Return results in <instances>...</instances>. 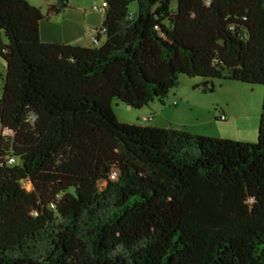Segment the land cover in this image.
<instances>
[{
    "label": "trees",
    "instance_id": "1",
    "mask_svg": "<svg viewBox=\"0 0 264 264\" xmlns=\"http://www.w3.org/2000/svg\"><path fill=\"white\" fill-rule=\"evenodd\" d=\"M103 1L85 48L0 0V264H264V0ZM181 76L262 86L257 142L115 118Z\"/></svg>",
    "mask_w": 264,
    "mask_h": 264
},
{
    "label": "rangeland",
    "instance_id": "2",
    "mask_svg": "<svg viewBox=\"0 0 264 264\" xmlns=\"http://www.w3.org/2000/svg\"><path fill=\"white\" fill-rule=\"evenodd\" d=\"M59 0H28L33 5L40 7L42 12L46 13L49 5L57 4ZM68 6L74 4L78 0H66ZM174 5V3H173ZM92 10V8H91ZM3 42L6 39L1 34ZM6 74V65L0 58V98L2 94L3 79ZM202 79L188 78L181 76L177 86L172 89L166 99H164L165 106L173 110L172 101L178 100L179 97L184 96L186 102L190 105V113L186 115L176 116L177 122L188 120H201L199 123L206 121L205 129L219 130L217 136L220 139L239 141L245 143H256L258 125L261 115L263 87L260 85H247L236 81H220L214 80L213 91L203 93L201 87ZM174 95V96H173ZM180 104V103H179ZM156 107L162 109L159 102H154ZM221 105V106H220ZM225 105L227 107H225ZM115 118L122 123L134 124L143 123V111H148L150 107H144L140 110L130 108L119 101H113L111 105ZM221 109H228L230 119L220 120L219 117ZM227 114V113H226ZM225 117V116H224ZM211 118V122L208 120ZM220 120V121H219ZM193 121V123H194ZM151 126V122L147 123ZM9 136L10 132L2 131L0 126V135ZM216 138V137H214ZM26 190H30V185L24 184Z\"/></svg>",
    "mask_w": 264,
    "mask_h": 264
},
{
    "label": "crops",
    "instance_id": "3",
    "mask_svg": "<svg viewBox=\"0 0 264 264\" xmlns=\"http://www.w3.org/2000/svg\"><path fill=\"white\" fill-rule=\"evenodd\" d=\"M100 3L101 0H78L72 5L68 6L67 4L66 8L59 14L51 15L40 23V40L44 43L74 45L85 48L101 46L105 41L104 34L100 32L104 22V14L91 10L93 6H98ZM174 102L176 101L171 102L172 106ZM176 103L173 110L165 106L164 101L160 103L162 109L153 105L154 103L151 104L152 108L143 111L142 115L145 116L141 117L142 121L144 122V119L151 117V125L155 127L186 131L196 136L220 137L217 136L219 130L215 127L214 129H205L206 121L203 123L198 122L201 120H193L194 123L192 120L190 122H187L188 120L177 122L175 120L176 116L189 114L191 108L184 96L179 97ZM225 107L227 106L225 105ZM219 110L220 114H223L226 119H230L228 109L219 108ZM208 121L211 122V118Z\"/></svg>",
    "mask_w": 264,
    "mask_h": 264
},
{
    "label": "built area",
    "instance_id": "4",
    "mask_svg": "<svg viewBox=\"0 0 264 264\" xmlns=\"http://www.w3.org/2000/svg\"><path fill=\"white\" fill-rule=\"evenodd\" d=\"M106 3H105V1H103V0H101V3H100V5H98V6H93L92 7V11H94V12H97V13H101V14H104L105 13V8H106ZM100 32L101 33H103L104 32V29L103 28H101L100 29ZM177 103L176 102H174L173 103V106H175ZM150 119H144V121H149ZM220 120H225V117L222 115V116H220ZM8 162H9V164H12V163H14V159H9L8 160Z\"/></svg>",
    "mask_w": 264,
    "mask_h": 264
}]
</instances>
